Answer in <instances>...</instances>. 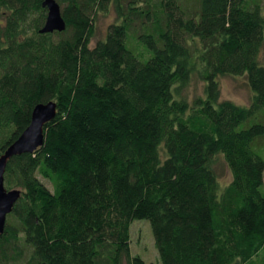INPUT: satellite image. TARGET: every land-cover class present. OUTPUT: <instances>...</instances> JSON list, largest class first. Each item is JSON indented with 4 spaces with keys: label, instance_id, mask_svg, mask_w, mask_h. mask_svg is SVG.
<instances>
[{
    "label": "trees",
    "instance_id": "trees-1",
    "mask_svg": "<svg viewBox=\"0 0 264 264\" xmlns=\"http://www.w3.org/2000/svg\"><path fill=\"white\" fill-rule=\"evenodd\" d=\"M43 1L0 0V155L56 103L7 162L0 264H145L138 219L161 264H264V0H56L65 28L45 32ZM224 75L248 104L221 99Z\"/></svg>",
    "mask_w": 264,
    "mask_h": 264
},
{
    "label": "rangeland",
    "instance_id": "rangeland-1",
    "mask_svg": "<svg viewBox=\"0 0 264 264\" xmlns=\"http://www.w3.org/2000/svg\"><path fill=\"white\" fill-rule=\"evenodd\" d=\"M114 14L100 15L96 21V30L91 39V44L104 35L106 26L113 21ZM259 58L264 62V48L261 49ZM220 97L221 99H230L238 104H248L251 97V92L246 85V77L244 75H224L219 78ZM203 82L193 76L191 81L181 90V93L188 99H192L196 95L203 94ZM217 171L220 173L222 182H227L230 178V173L223 162L218 157L215 163ZM48 185V181L43 180ZM130 249L132 254H138L142 257L145 264H161L158 252L154 245V239L151 232L150 224L147 220H134L130 225ZM21 264V263H20Z\"/></svg>",
    "mask_w": 264,
    "mask_h": 264
},
{
    "label": "water",
    "instance_id": "water-1",
    "mask_svg": "<svg viewBox=\"0 0 264 264\" xmlns=\"http://www.w3.org/2000/svg\"><path fill=\"white\" fill-rule=\"evenodd\" d=\"M43 6L47 8V16L41 31L63 30L65 20L61 15V8L57 1L44 0ZM55 114V102L37 104L33 108L29 125L0 155V234L3 232L7 214L11 212L14 203L20 196L19 189L7 190L4 186V172L7 162L14 155L33 152L40 147L44 140L43 127L53 119Z\"/></svg>",
    "mask_w": 264,
    "mask_h": 264
}]
</instances>
